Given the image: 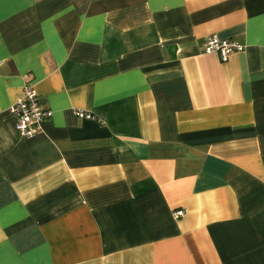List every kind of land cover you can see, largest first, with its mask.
<instances>
[{
  "label": "crops",
  "instance_id": "obj_1",
  "mask_svg": "<svg viewBox=\"0 0 264 264\" xmlns=\"http://www.w3.org/2000/svg\"><path fill=\"white\" fill-rule=\"evenodd\" d=\"M0 264H264V0H0Z\"/></svg>",
  "mask_w": 264,
  "mask_h": 264
},
{
  "label": "built area",
  "instance_id": "obj_2",
  "mask_svg": "<svg viewBox=\"0 0 264 264\" xmlns=\"http://www.w3.org/2000/svg\"><path fill=\"white\" fill-rule=\"evenodd\" d=\"M243 49L244 44L234 39H221L215 35L206 37L204 44V51L216 53L222 62L227 61L232 54ZM9 109L15 118L16 129L25 138L33 137L39 133L43 123L51 116V111L39 104L36 91L28 82L23 84L21 93ZM73 112L80 119L104 121L101 116L97 117L81 109H74ZM173 215L176 217L181 216L183 210H176Z\"/></svg>",
  "mask_w": 264,
  "mask_h": 264
}]
</instances>
